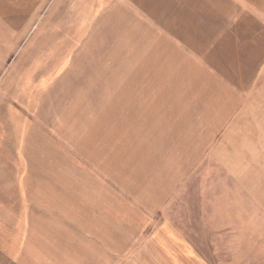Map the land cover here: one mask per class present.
Here are the masks:
<instances>
[{
  "label": "rangeland",
  "instance_id": "rangeland-1",
  "mask_svg": "<svg viewBox=\"0 0 264 264\" xmlns=\"http://www.w3.org/2000/svg\"><path fill=\"white\" fill-rule=\"evenodd\" d=\"M89 1L81 0L85 9L80 13L95 18L80 21L83 23L80 31L85 30V24L102 19L109 9L104 19L110 16V27L124 33L121 38L125 39L123 47L127 49L124 53L119 41L111 40L109 44L104 40L112 57L128 56L125 83L120 80L118 83L116 75L110 78L113 83H109L110 92L104 100L78 99V92L71 90L69 84H60L56 89L61 77L69 72L76 53L67 50L75 46L71 42L65 44L45 12L30 20L25 36L5 35L7 23L17 28L22 21L0 20L2 167L12 166L6 160L10 156L22 155L23 137H26V173H30L26 183L30 187L39 182L37 172L44 156H77L87 167L90 157L89 166L94 171L102 167L96 162L105 156L112 162L104 165L111 179L126 170L136 174L140 157L147 156L149 165L145 161L141 164L148 166L152 190L111 182L114 188L148 193L154 203L152 207H158L148 215L151 223L143 232L150 235L157 227L156 243L148 244L142 237L133 250L142 255V259L136 257V264H264V75L238 101L240 107L234 109V115H215L207 109L205 116H190L187 125L179 116L183 102L191 110H199L212 100L191 89L190 94L195 97L184 101L181 85L175 84L174 89L172 84L159 83L165 77L160 76V68L152 66L156 64L152 54L161 56V53L153 45L150 24L145 21L143 25L137 24L128 16L122 28L119 12L111 9L107 0H94L93 4ZM95 36L90 37L88 46L95 43L91 38L100 40L101 34ZM85 37L80 33L78 41L73 42L79 50ZM137 43L142 48L143 65L148 63V69L158 72V83L154 86L164 87L168 92H153L154 98L145 102L137 93L147 84L133 82L134 67L130 68L129 61ZM113 64L117 66L111 69L115 74L119 64ZM190 85L193 88V83L186 86ZM144 103L152 108L153 114L148 113L150 110ZM193 119L204 123L194 124ZM200 127L216 130L199 131ZM38 198L30 196L32 200Z\"/></svg>",
  "mask_w": 264,
  "mask_h": 264
},
{
  "label": "crops",
  "instance_id": "crops-1",
  "mask_svg": "<svg viewBox=\"0 0 264 264\" xmlns=\"http://www.w3.org/2000/svg\"><path fill=\"white\" fill-rule=\"evenodd\" d=\"M94 2L90 0L88 3ZM107 2L112 5L111 9L119 12L122 28L128 16L137 24L143 21L150 24L153 45H157L161 53V56L152 54L156 60L152 66L160 68V76L165 77L159 80L160 84H172L174 89L175 84L181 85L184 101L195 97L190 94L191 89L193 93H201L212 100L203 109L201 105L199 110H191L187 102H183L179 116L187 125L190 116H205L207 109L215 115H234V109L240 107H237L240 105L238 101L253 90L264 75V0ZM80 3L81 0H0V20L22 21V26L17 28L13 23H7L5 35L25 36L26 29H30V20L45 12V17L64 38L65 44L68 46L67 43L71 42L70 45L75 46L67 47L68 51L76 54L69 72L61 77L56 89L60 84H69L71 90L78 92V99L104 100L110 92L109 83H113L110 78L118 76V83L119 80L125 83L126 79H123L128 68L127 54L112 57L111 48L106 47L104 40L109 44L111 40L119 41L123 48L120 50L126 53L127 49L123 47L125 39L121 38L124 33L110 27V16L104 19L109 9L102 19L85 24V30L82 28L80 31L83 25L80 21L95 18L81 14L80 10L85 7ZM48 8H53V11L47 12ZM97 25L99 28L96 29ZM95 32L101 34L100 40L91 38L95 43L90 47L88 40L95 36ZM80 33L86 37L79 50L73 42L78 41ZM139 46V43L134 46L129 61L132 63L130 68L134 67L131 72L133 82L147 84L137 93L145 102L154 98L153 92H168L164 87L154 86L158 83V72L148 69V63L143 65L142 48ZM113 62L119 64L115 74L111 71L117 67ZM175 68L178 71L175 72ZM189 83H193V88L186 86ZM64 91L69 92L67 88ZM143 106L153 114L148 104ZM193 123L202 125L204 121L193 119ZM201 130L216 128L200 127ZM21 144L22 155L6 159L12 166L2 167L0 163V264H136V257L142 259V255L133 250L142 242V237L145 236L148 244L156 243L157 227L151 230L150 235H143L151 223L148 215L158 209L152 207V197L146 192L111 186L113 180L117 186L134 185L152 190L148 184L151 182L148 166L141 164L145 161L149 165L147 156L140 157L136 174L126 170L114 174L113 179L104 166L111 162L105 156L96 162L102 166L96 171L90 169V157L88 168L77 156H44L40 158L37 172L39 182L30 187L26 183V179H30V173H26V137ZM30 196L39 198L32 200Z\"/></svg>",
  "mask_w": 264,
  "mask_h": 264
}]
</instances>
